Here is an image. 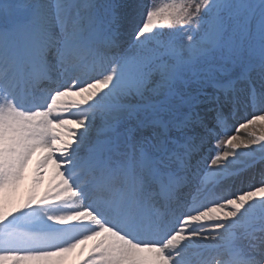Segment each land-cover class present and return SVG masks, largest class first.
I'll list each match as a JSON object with an SVG mask.
<instances>
[{
  "label": "snow or ice",
  "instance_id": "6c2138e0",
  "mask_svg": "<svg viewBox=\"0 0 264 264\" xmlns=\"http://www.w3.org/2000/svg\"><path fill=\"white\" fill-rule=\"evenodd\" d=\"M258 122L264 0H0V264H264Z\"/></svg>",
  "mask_w": 264,
  "mask_h": 264
},
{
  "label": "rangeland",
  "instance_id": "374dc122",
  "mask_svg": "<svg viewBox=\"0 0 264 264\" xmlns=\"http://www.w3.org/2000/svg\"><path fill=\"white\" fill-rule=\"evenodd\" d=\"M168 1H165L166 3ZM163 3V4H164ZM159 5V4H157ZM254 130L257 135L264 134V124H260L259 122L255 125ZM240 135L242 137H246L247 133L244 130H241ZM41 153L37 151L36 154L33 155L32 160L28 164V168L25 173V179L13 190L10 191V193L6 197V203L9 207H18L25 198L33 191H40V189L46 190L47 187L50 184L51 176H52V169L51 166L44 172L43 181L39 184V187L37 188L35 184L33 183L32 177H33V169L36 164L37 157L40 156ZM240 182H236V187L239 188ZM42 193V192H39ZM85 245H81L79 248V251H83L84 255L82 258L77 259V256L74 255V258L72 260L73 252L65 254L64 264H79L80 261H82L84 258L87 257L85 254Z\"/></svg>",
  "mask_w": 264,
  "mask_h": 264
}]
</instances>
